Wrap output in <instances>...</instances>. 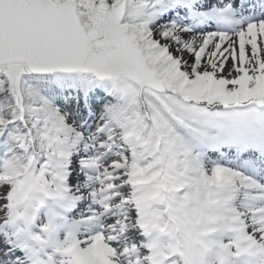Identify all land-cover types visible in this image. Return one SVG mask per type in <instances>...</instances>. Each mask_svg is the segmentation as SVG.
Wrapping results in <instances>:
<instances>
[{
  "label": "snow or ice",
  "instance_id": "obj_1",
  "mask_svg": "<svg viewBox=\"0 0 264 264\" xmlns=\"http://www.w3.org/2000/svg\"><path fill=\"white\" fill-rule=\"evenodd\" d=\"M0 264H264V0H0Z\"/></svg>",
  "mask_w": 264,
  "mask_h": 264
}]
</instances>
